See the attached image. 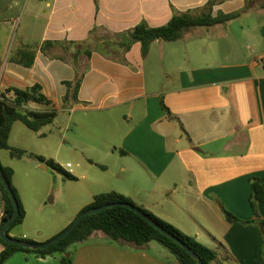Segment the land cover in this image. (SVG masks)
Segmentation results:
<instances>
[{
  "label": "crops",
  "instance_id": "0c3cea01",
  "mask_svg": "<svg viewBox=\"0 0 264 264\" xmlns=\"http://www.w3.org/2000/svg\"><path fill=\"white\" fill-rule=\"evenodd\" d=\"M207 1L0 0V93L12 98L13 88L39 84L50 103L24 107L56 110L36 130L15 120L8 143L74 176L0 149L25 210L9 236L46 241L95 194L115 191L213 248L211 264H264L258 226L229 222L221 209L251 220L249 177H264V0H216L212 15H240L156 39L145 54L140 42L121 54L103 47L142 20L159 26L173 11L198 13ZM46 40L63 44L43 51ZM69 41L98 46L80 54L76 98L65 100L77 74ZM2 215L0 199V229ZM65 253L71 264H180L156 240L135 246L99 230ZM62 254L15 251L3 264H61Z\"/></svg>",
  "mask_w": 264,
  "mask_h": 264
},
{
  "label": "trees",
  "instance_id": "16d2710c",
  "mask_svg": "<svg viewBox=\"0 0 264 264\" xmlns=\"http://www.w3.org/2000/svg\"><path fill=\"white\" fill-rule=\"evenodd\" d=\"M215 1L216 0H208L204 4L202 10L198 13L192 11H173L170 19L166 23L159 26H150L142 20L133 27L116 33L115 40L103 44V47L109 48L111 51L119 52V54H121L125 52L132 43L140 42L142 53L145 54L148 51L151 42L156 39L166 41L175 40L181 37L184 31L192 27L209 26L233 19L240 15V11L212 15L211 7ZM262 6L264 7V2L262 3ZM95 30L96 27H93L92 31ZM68 43L75 46V50L71 54V60L77 67V74L73 83L67 82V85L71 87V90L67 91L65 94V100L68 99L69 96L76 98V93L79 87L80 79L82 77L79 60L80 54L88 56L92 47L98 46V44H94L93 41H91V43L89 41H69ZM53 44H63V42L46 40L41 44V49L44 51L48 45ZM24 51L25 50H21L20 53L27 54V52ZM119 60H123L121 55H119ZM24 63L29 65L31 63V59H28ZM9 90L10 89L7 91ZM12 91V98L7 97L5 92L0 93V149H7L10 156L13 158H21L24 155L33 156L38 161L44 162L52 170L62 173L64 177L74 178L73 175L64 170L54 159L46 158L43 155L27 152L22 148L12 147L9 145V133L12 123L15 120H20L29 128L36 130L41 126L51 122L56 115V110L54 108L37 110L24 107L28 101H35L42 104L50 103V100L40 91L39 84H33L26 88L15 87L12 89ZM1 168L18 200L19 207L14 221L7 227L5 231L6 234H8L9 229L13 225L23 221L25 210L19 199L16 189L11 183L12 169L8 166H3L2 164ZM249 183V201L255 214L251 220H241L231 211L227 210L224 206H221V209L225 218L229 222H241L243 224L249 223L258 226L262 235V249L264 255V218L258 215V204L264 199V177L251 175L249 177ZM0 199L3 202V215L1 219L2 227L9 215L12 213L13 205L1 181ZM118 201L129 202L139 207L143 212H145L154 221L164 227L167 231L173 233L175 236L183 240L191 248V250L200 257L203 264H211L212 261L217 259V252L213 248L198 241L194 236L183 233L171 223L160 219L151 211L135 204L131 199L118 192L106 191L95 194L92 201L84 206L79 211V213L91 207ZM97 230L103 232L105 236L111 240L117 242H126L135 246L141 245L150 240H156L165 246L169 251H171L176 256L180 264H198L196 260L179 244L164 235L135 211L128 207L118 205L109 206L84 216L70 231V233L47 248L31 249L17 244H9L0 237V243L3 245V248L0 251V264H3L4 261L15 251L34 252L40 256L50 255L55 252H63L60 257L61 264H71L72 261L70 255L65 253L66 248L73 243L86 239L91 233Z\"/></svg>",
  "mask_w": 264,
  "mask_h": 264
},
{
  "label": "water",
  "instance_id": "95a60500",
  "mask_svg": "<svg viewBox=\"0 0 264 264\" xmlns=\"http://www.w3.org/2000/svg\"><path fill=\"white\" fill-rule=\"evenodd\" d=\"M0 181L3 184L11 202L13 205V211L7 218L6 222L0 229V237L9 244H17L23 247L31 248V249H42L47 248L48 246L58 242L62 238H64L70 231L75 227V225L86 215L99 211L101 209H104L109 206H125L133 211H135L137 214H139L141 217H143L146 221H148L151 225H153L156 229H158L160 232H162L164 235L175 241L177 244H179L184 250H186L195 260L198 264H203L200 257L191 250V248L180 238L175 236L173 233L167 231L164 227H162L160 224H158L156 221H154L151 217H149L145 212H143L139 207L125 201H118V202H111L102 204L100 206H95L88 208L80 213H78L75 218L69 223V225L64 228L62 231H60L55 236L51 237L50 239L43 241V242H36V241H29L19 238H14L6 234L7 227L14 221L17 213H18V200L11 188L10 183L7 181L5 175L3 174L1 164H0Z\"/></svg>",
  "mask_w": 264,
  "mask_h": 264
},
{
  "label": "rangeland",
  "instance_id": "374dc122",
  "mask_svg": "<svg viewBox=\"0 0 264 264\" xmlns=\"http://www.w3.org/2000/svg\"><path fill=\"white\" fill-rule=\"evenodd\" d=\"M22 1V0H21ZM16 13H18L19 18L21 17V13L18 11V9H16ZM19 18H17V22H19Z\"/></svg>",
  "mask_w": 264,
  "mask_h": 264
},
{
  "label": "built area",
  "instance_id": "2783aa9c",
  "mask_svg": "<svg viewBox=\"0 0 264 264\" xmlns=\"http://www.w3.org/2000/svg\"><path fill=\"white\" fill-rule=\"evenodd\" d=\"M67 165H69V163Z\"/></svg>",
  "mask_w": 264,
  "mask_h": 264
}]
</instances>
